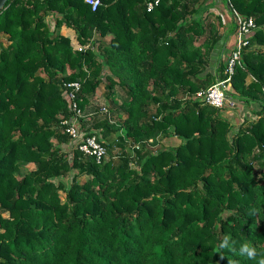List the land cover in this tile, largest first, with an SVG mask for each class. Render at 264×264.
Wrapping results in <instances>:
<instances>
[{"label":"trees","instance_id":"16d2710c","mask_svg":"<svg viewBox=\"0 0 264 264\" xmlns=\"http://www.w3.org/2000/svg\"><path fill=\"white\" fill-rule=\"evenodd\" d=\"M147 1L0 9V264H257L240 245L264 252V0H229L256 23L231 94L260 106L231 133L194 96L213 82L208 66L234 22L222 30L206 0ZM63 24L88 45L75 49ZM74 81L86 133L107 148L100 161L69 149ZM101 84L108 114L93 106ZM115 116L124 134L108 141ZM166 135L180 142L152 150ZM21 162L35 166L17 176ZM224 235L236 251L218 247Z\"/></svg>","mask_w":264,"mask_h":264},{"label":"built area","instance_id":"2783aa9c","mask_svg":"<svg viewBox=\"0 0 264 264\" xmlns=\"http://www.w3.org/2000/svg\"><path fill=\"white\" fill-rule=\"evenodd\" d=\"M95 9L101 0H85ZM159 0H149L146 2L148 10L158 4ZM228 2V0H227ZM232 21L235 24L234 40L229 45L224 57V67L215 74L213 82L206 88L200 89L196 92L194 98L199 99L207 104L213 105L219 109L225 105L229 96L231 88L232 75L238 65L241 64L242 49L248 44L250 36L253 34L256 23L253 16L239 13L234 8H231ZM72 90L65 91V96L68 99L69 106L72 110V115L65 118L62 123L65 125L66 132L70 135L72 145L69 149L77 147L85 154L93 155L97 161L105 158L107 148L101 139H98L96 134H87L85 126H83L81 118H86L81 109L74 100V93L78 90L80 84L78 81L71 82ZM100 112L103 114L109 113L108 104L100 107ZM112 121V119H110Z\"/></svg>","mask_w":264,"mask_h":264},{"label":"rangeland","instance_id":"374dc122","mask_svg":"<svg viewBox=\"0 0 264 264\" xmlns=\"http://www.w3.org/2000/svg\"><path fill=\"white\" fill-rule=\"evenodd\" d=\"M202 7H203V9H205V10H207L208 12H212L214 15H219L220 16V18H221V21H222V26H221V29L222 30H226L225 32H229L230 31V28H231V26H232V10H231V8L233 9V7L231 6V4H230V2H229V0H228V2H227V0H206L205 2H204V4L202 5ZM204 10V11H205ZM203 11V12H204ZM46 22H47V24L50 26H52L53 25V21H51V17L50 16H48V15H46ZM72 28V27H71ZM72 30H73V28H72ZM1 38H3V34L1 35ZM69 38L70 39H72V37L69 35ZM76 39V36H74L73 37V42H72V44H73V47L75 48V49H80V48H83V47H86L88 44H78L77 43V39ZM262 49L264 48L263 46L261 47ZM216 64V63H215ZM214 63H213V61H211L210 62V64H209V68H211V70L212 71H214L216 68H214V65H215ZM251 78V75L250 76H248V79H250ZM100 88H103V85L100 87ZM233 92V87H232V85H231V88H230V90H229V96H228V99L226 100V102H225V105L223 106V107H221V111L219 112L220 114H221V116L223 117V118H225V119H227V118H229V116L231 115V113H230V108L232 107L231 105H232V101L234 102V104L237 102L235 99H232L233 97V95L231 94ZM121 89H119V90H117V98L118 99H121L122 97H121ZM95 101H96V105H98L99 107H101L102 105H104V104H107V102H106V99H101V98H96L95 99ZM255 103V102H254ZM95 104V103H94ZM235 106H237V105H235ZM255 106L256 107H258L259 106V104H255ZM226 107H228V109L230 110V111H228V112H223V111H225V109H226ZM121 119V118H120ZM120 119L117 117V116H115L113 119H112V125H113V127H116L117 128V132L116 133H112V134H109V136H107L106 137V139L108 140V141H113V140H116V135H117V133H119V134H124V129H123V127H122V125H120V123L122 122V121H120ZM228 120V119H227ZM238 120V119H237ZM229 121V120H228ZM230 122V121H229ZM230 126H231V130H230V133L233 131V130H235V128H237L235 125L233 126V124L230 122ZM169 130H171L170 128H169ZM172 131V130H171ZM127 139L129 140V142L128 143H126V147H128V148H131L132 147V145H134V142L133 141H131V139L129 138V137H127ZM178 142H180V139L176 136V135H166V136H164V137H162V138H160L159 140H158V142H157V144H155L154 146H152V150H154V151H156L157 149H159V148H162V147H168V146H172L173 144H177ZM66 148V147H65ZM72 148V147H71ZM71 148H70V150H71ZM111 152H113V153H118L119 152V146L118 145H116V146H113V148H112V150H111ZM107 154H108V152H107ZM106 154V156H105V158L106 157H108V155ZM35 165L34 164H32V163H28V162H21V168H20V170L19 171H17V176H21L23 173H25L28 169H30V168H33ZM85 176L83 175V176H80V179H83ZM63 180L65 181V182H68L69 180H68V178L67 177H64L63 178ZM64 191H60V196H61V198H64Z\"/></svg>","mask_w":264,"mask_h":264},{"label":"crops","instance_id":"0c3cea01","mask_svg":"<svg viewBox=\"0 0 264 264\" xmlns=\"http://www.w3.org/2000/svg\"><path fill=\"white\" fill-rule=\"evenodd\" d=\"M60 32L65 34V35H70L73 39L74 36H76V33L74 30H72L71 27L63 24L60 28ZM71 39V41L73 42V40ZM75 39V38H74ZM76 40V39H75ZM234 40V31L230 34H227L223 40H221L219 46L216 48V51L214 52V56H213V63L215 64L214 65V68H216L214 70V74H216L217 71H219L220 69L219 68V63H222V66L224 67V57H225V54L228 50V47L229 45L232 44ZM209 68V66H208ZM211 70V68H209ZM105 73V72H104ZM103 84L100 85V87L102 86ZM96 91V95L92 98L93 100V106H96V101L95 99L98 97V98H101L102 100L103 99H106V97L102 94V90L103 88H100ZM233 98L232 99H235L237 102L234 104V102L232 101V107L230 108V110L228 109V107H226L225 111L223 112H228L230 111L231 115L229 116V118H227L232 124L233 126L235 125L236 127L239 126V124L242 122L243 119L247 118V119H250L252 116H255L256 114V111L259 109L260 106L256 107L255 104H258V102H255V101H250V102H244L243 100L241 99H238L236 98L235 96H232ZM255 102V103H254ZM95 103V104H94ZM237 105V106H235ZM88 116H86L87 118ZM238 119V120H237Z\"/></svg>","mask_w":264,"mask_h":264},{"label":"clouds","instance_id":"9594fccd","mask_svg":"<svg viewBox=\"0 0 264 264\" xmlns=\"http://www.w3.org/2000/svg\"><path fill=\"white\" fill-rule=\"evenodd\" d=\"M220 249H228L229 251H236L235 241L231 240L230 235H224L219 242ZM239 255L246 256L249 260H256L257 264H264V252H259L257 247L246 242L240 245ZM224 257H221L223 259ZM229 264H238V261H229Z\"/></svg>","mask_w":264,"mask_h":264},{"label":"water","instance_id":"95a60500","mask_svg":"<svg viewBox=\"0 0 264 264\" xmlns=\"http://www.w3.org/2000/svg\"><path fill=\"white\" fill-rule=\"evenodd\" d=\"M7 0H0V9L3 8Z\"/></svg>","mask_w":264,"mask_h":264}]
</instances>
